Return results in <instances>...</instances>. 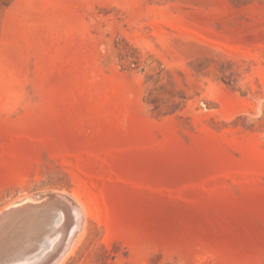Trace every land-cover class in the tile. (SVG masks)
I'll use <instances>...</instances> for the list:
<instances>
[{
  "label": "rangeland",
  "instance_id": "rangeland-1",
  "mask_svg": "<svg viewBox=\"0 0 264 264\" xmlns=\"http://www.w3.org/2000/svg\"><path fill=\"white\" fill-rule=\"evenodd\" d=\"M46 193L82 215L57 264H264V0H0V217ZM64 209L1 221L0 264Z\"/></svg>",
  "mask_w": 264,
  "mask_h": 264
},
{
  "label": "bare ground",
  "instance_id": "bare-ground-1",
  "mask_svg": "<svg viewBox=\"0 0 264 264\" xmlns=\"http://www.w3.org/2000/svg\"><path fill=\"white\" fill-rule=\"evenodd\" d=\"M25 200V199H24ZM65 207L69 210V214H70V221H69V227H68V233L67 236L61 241V244L58 246L57 250H55L54 252L45 255L47 256V259H45L43 261V264H55L58 263L62 257L66 254L65 248L68 246L69 248L71 247V244L73 242L74 237L76 236L77 230L80 229L81 227V211L80 209L73 205L72 202L65 200ZM37 205L35 203L32 202H28V205L26 207H36ZM20 208H24V207H16L14 209L9 210L8 212L4 213L1 217H0V222L5 220L6 218H8L9 216H11L15 211H17ZM65 210V209H64ZM28 213V212H27ZM19 218V217H18ZM16 220V219H15ZM19 221V220H18ZM15 222V221H14ZM1 225V224H0ZM20 226V225H19ZM3 226H0V230H3L2 228ZM22 229V228H21ZM25 230V229H24ZM36 230V229H35ZM22 232V231H21ZM3 233V232H2ZM27 246V245H26ZM5 253V252H4ZM4 256V255H3ZM11 258V257H10ZM1 261V259H0ZM2 262V261H1Z\"/></svg>",
  "mask_w": 264,
  "mask_h": 264
},
{
  "label": "water",
  "instance_id": "water-1",
  "mask_svg": "<svg viewBox=\"0 0 264 264\" xmlns=\"http://www.w3.org/2000/svg\"><path fill=\"white\" fill-rule=\"evenodd\" d=\"M29 200L35 203L37 205L36 207H40V208H50L51 206H59L63 208L65 207V203H66L65 200L70 201V202L73 201L70 197H68L67 195L61 194V193L40 194L37 197L31 198ZM27 205H28V202L24 200V201H21V203H19L16 207H26ZM9 209L5 211L8 212ZM43 232H44L43 230H40V234L38 235L40 238L43 237V235L45 234ZM6 237H7L9 249H14L17 246V243L19 244V246L25 243V240L23 238H20L19 242L15 243V241L11 239L12 237L11 236L9 237V234ZM67 250H69L68 246L65 248L64 252H66ZM2 253H3V250L0 248V256ZM55 264L57 263L55 262Z\"/></svg>",
  "mask_w": 264,
  "mask_h": 264
}]
</instances>
